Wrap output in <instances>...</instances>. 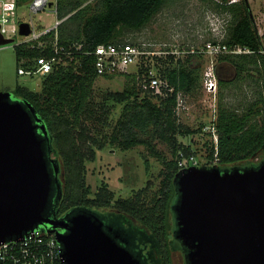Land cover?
<instances>
[{
    "label": "trees",
    "instance_id": "1",
    "mask_svg": "<svg viewBox=\"0 0 264 264\" xmlns=\"http://www.w3.org/2000/svg\"><path fill=\"white\" fill-rule=\"evenodd\" d=\"M30 1L16 0V7L28 5ZM88 1L57 0L58 20L71 15L58 26L59 44L70 50L71 55L60 56L66 65L57 66L42 76L40 91L18 86L12 92L13 101L25 107L31 104L52 137L51 157L58 160L63 177L58 214L91 211L120 234L119 243L142 264H174L175 255L184 257L187 251L175 237L173 206L179 197L175 178L183 170L180 162L195 157L191 145L182 144L179 138L204 130L180 123L177 110L179 97L194 95L200 87L201 68L192 59L201 60L203 56L190 54L186 60L170 54L165 59L154 57L153 68L169 86L163 87L160 94L146 86L152 66L145 63L137 74L121 73L130 79L124 91L109 92L99 100L94 86L100 76L93 67L94 56L87 52H93L100 45L126 43L120 39L121 35L127 30H142L168 0H96L95 4ZM223 1L226 5L222 8L232 16L223 43L251 53L227 54L220 58L234 69L235 77L224 81L219 67L216 68L220 105L218 119L213 124L218 141H214V133L208 134V162L198 163V166L254 167L264 159V116L260 108L264 106V47L247 0L230 5H227L228 0ZM68 24L70 29L66 27ZM54 34L52 32L50 38ZM15 49L18 64L27 70L34 67L35 58L54 54L51 48H32L27 43L16 45ZM237 82L240 88L255 86L257 90L249 89L256 98L247 99L248 92L244 91L246 102L237 109L226 107L221 104L226 98L223 93ZM117 104L124 108L116 125L110 129L112 111ZM257 117L261 118L257 120ZM158 143L170 148V159L159 152ZM140 146L165 166L159 175L162 177L160 187L151 193L148 184L131 197L114 202V192L104 185L91 198L86 163L96 160L97 151L109 147L128 151ZM45 148L48 150V144ZM49 169L54 170L50 163Z\"/></svg>",
    "mask_w": 264,
    "mask_h": 264
},
{
    "label": "water",
    "instance_id": "2",
    "mask_svg": "<svg viewBox=\"0 0 264 264\" xmlns=\"http://www.w3.org/2000/svg\"><path fill=\"white\" fill-rule=\"evenodd\" d=\"M18 28L21 37L31 34L30 23ZM15 41L0 33V47ZM51 142L31 104L25 107L13 101V93L0 92V242L40 229L55 235L65 264H142L93 212L59 218L61 184L52 210L49 163L57 180L60 167L51 157ZM175 183V237L187 250V264H264V159L246 168L191 166Z\"/></svg>",
    "mask_w": 264,
    "mask_h": 264
},
{
    "label": "rangeland",
    "instance_id": "3",
    "mask_svg": "<svg viewBox=\"0 0 264 264\" xmlns=\"http://www.w3.org/2000/svg\"><path fill=\"white\" fill-rule=\"evenodd\" d=\"M51 1L54 2L51 8L48 7L37 13L30 10L29 4L17 8L16 17L13 22L8 24L9 32L12 27L19 26L22 22L30 23L38 33L53 27L59 17L56 12L57 0ZM95 1L89 0L87 3L95 4ZM241 1L243 0H228L227 5ZM247 3L264 47V0H247ZM225 5L223 0H168L153 20L142 30H127L121 35L120 39L124 42L138 45L147 52L144 59L141 58L136 65L130 66L125 73L127 75L137 74L145 63L151 65L152 71L156 72L157 69L153 68L156 63L154 57L165 59L170 54L181 60H186L190 55L189 51L203 48L210 42H224L232 21L231 14L222 8ZM70 16L68 15L63 20H67ZM66 27L71 28L69 24ZM21 39L22 37L18 34L14 44L0 47V92L12 93L18 86H25L32 91L41 90L42 76L18 74L21 64H18L15 46L21 42ZM223 56L217 57L215 64L216 67H219L222 79L231 81L235 77V72L230 65L222 63L220 58ZM192 62L198 63L201 68L200 87L194 95L180 97L178 117L183 125L189 126L191 129L203 127L204 130L187 138L180 137L179 141L182 144H190L197 161L204 165L208 162L206 159L208 155L206 143L210 139L208 134H213L216 131L213 130L215 128L213 123L219 115L220 93L213 95L204 89L203 75L210 62L209 58L192 59ZM129 82L130 79L121 74L99 77L94 86L95 95L101 100L109 92H122ZM233 86H228L224 91L223 96L226 98L222 103L220 102L221 104L237 109L242 102H246V96L242 95L244 91L248 92L247 99L255 100L256 97L252 93L257 90L255 86L240 88L239 82ZM249 88L255 89L251 91ZM123 108L124 105H115L111 115L110 129L121 117ZM260 108L262 116H264V106H260ZM260 118L257 117V120ZM157 148L166 158L172 157L170 148L166 144L158 143ZM146 159L148 165H146ZM162 170H165L163 163L150 156L143 146L128 151L118 148L110 149V147L97 151L96 160L86 163V180L90 187V197H94L104 185L114 192V202L120 198L131 197L141 188L147 187L148 184L151 186L150 192L154 193L160 187L162 177L159 175ZM174 264H184L181 255H175Z\"/></svg>",
    "mask_w": 264,
    "mask_h": 264
},
{
    "label": "built area",
    "instance_id": "4",
    "mask_svg": "<svg viewBox=\"0 0 264 264\" xmlns=\"http://www.w3.org/2000/svg\"><path fill=\"white\" fill-rule=\"evenodd\" d=\"M235 3V2H233ZM54 5L51 0H31L30 10L34 13L45 10ZM0 33L5 39H15L19 34L18 26L11 28L9 26L16 17V0H1L0 3ZM57 12V7H56ZM62 23L57 20L53 27L44 29L38 33L34 27L31 28V34L27 37H22L21 42L30 44L32 48L46 50L51 48L52 55H42L34 59V67L32 69H19L20 75H40L45 76L51 73L55 67L66 65V62L60 57L62 55H71V51H67L64 46L59 44L58 26ZM54 32V37L50 38V34ZM17 44V45H19ZM80 49V47H77ZM88 55H93V67L100 77L117 75L125 73L130 66L136 65L139 60L144 57L147 52L139 46L133 44H108L96 47L93 52H87ZM190 54H197L203 57H208V63L204 75L203 85L206 92L209 94H217L219 88V76L215 59L219 56L227 54L251 53L247 49L241 47L230 48L223 42H210L203 48L189 51ZM264 54V48L262 50ZM57 55H59L57 57ZM149 84L146 85L150 89L155 90V93L160 94L163 87L168 88V83L160 79L157 72L152 70L148 74ZM145 86V87H146ZM172 91V90H171ZM180 107V97L178 108ZM209 128V127H208ZM215 130V128H213ZM214 133V141L217 143L218 137L216 131ZM196 157L191 156L189 159H184L180 162L182 169L191 166H198ZM190 164V165H189ZM0 264H65L62 257V246L58 243L55 235H48L40 229L28 233L24 238L7 242H0Z\"/></svg>",
    "mask_w": 264,
    "mask_h": 264
},
{
    "label": "flooded vegetation",
    "instance_id": "5",
    "mask_svg": "<svg viewBox=\"0 0 264 264\" xmlns=\"http://www.w3.org/2000/svg\"><path fill=\"white\" fill-rule=\"evenodd\" d=\"M54 158V157H53ZM53 166V165H52ZM53 168H54V170L53 171H51L50 170V172H51V174H52V176H53V185H52V192H51V198H50V207L52 208V210H53V207H54V205H55V203H57V201H58V199H57V196L59 195V189H58V186H59V184H61V188H62V182H63V177H62V175H60V173L58 174V180L56 179V174H55V167L53 166ZM62 215H60V214H58V217L60 218ZM102 220V219H101ZM102 222L104 223V221L102 220ZM104 227L106 228V229H112L113 230V232H114V228L113 227H111V226H108V225H106L105 223H104ZM186 253H187V251H186ZM186 253H184V257L183 256H181V258H182V260L183 261H185L186 259H185V255H186Z\"/></svg>",
    "mask_w": 264,
    "mask_h": 264
},
{
    "label": "crops",
    "instance_id": "6",
    "mask_svg": "<svg viewBox=\"0 0 264 264\" xmlns=\"http://www.w3.org/2000/svg\"><path fill=\"white\" fill-rule=\"evenodd\" d=\"M214 125V124H213Z\"/></svg>",
    "mask_w": 264,
    "mask_h": 264
}]
</instances>
